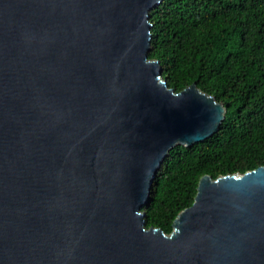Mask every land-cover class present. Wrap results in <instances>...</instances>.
<instances>
[{
	"label": "water",
	"instance_id": "1",
	"mask_svg": "<svg viewBox=\"0 0 264 264\" xmlns=\"http://www.w3.org/2000/svg\"><path fill=\"white\" fill-rule=\"evenodd\" d=\"M163 0H0V264H264V167L200 178L170 233L146 228L169 151L223 103L148 58Z\"/></svg>",
	"mask_w": 264,
	"mask_h": 264
},
{
	"label": "trees",
	"instance_id": "2",
	"mask_svg": "<svg viewBox=\"0 0 264 264\" xmlns=\"http://www.w3.org/2000/svg\"><path fill=\"white\" fill-rule=\"evenodd\" d=\"M149 23L148 58L167 86L195 83L226 109L211 138L171 149L152 181L145 226L168 234L202 176L264 167V0H163Z\"/></svg>",
	"mask_w": 264,
	"mask_h": 264
}]
</instances>
